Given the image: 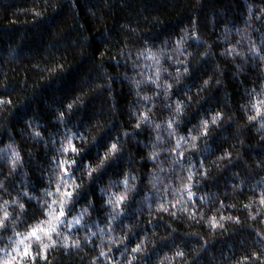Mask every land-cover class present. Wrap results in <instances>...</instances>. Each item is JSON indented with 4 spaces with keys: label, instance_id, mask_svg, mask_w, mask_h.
Segmentation results:
<instances>
[{
    "label": "clouds",
    "instance_id": "1",
    "mask_svg": "<svg viewBox=\"0 0 264 264\" xmlns=\"http://www.w3.org/2000/svg\"><path fill=\"white\" fill-rule=\"evenodd\" d=\"M25 4L0 264H264V0Z\"/></svg>",
    "mask_w": 264,
    "mask_h": 264
},
{
    "label": "trees",
    "instance_id": "2",
    "mask_svg": "<svg viewBox=\"0 0 264 264\" xmlns=\"http://www.w3.org/2000/svg\"><path fill=\"white\" fill-rule=\"evenodd\" d=\"M150 4L159 8L160 11H165L166 6L160 4V0H150ZM25 0H0V28L7 27H20L24 22V17L19 19L16 16L12 15L13 9L25 7ZM230 89L233 88V85H229ZM41 112L43 114V106L41 105ZM182 227V226H181ZM222 245H217L216 251L219 254L222 249Z\"/></svg>",
    "mask_w": 264,
    "mask_h": 264
}]
</instances>
